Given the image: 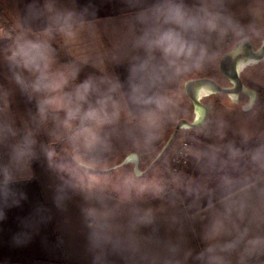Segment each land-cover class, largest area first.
I'll use <instances>...</instances> for the list:
<instances>
[{
	"label": "crops",
	"instance_id": "0c3cea01",
	"mask_svg": "<svg viewBox=\"0 0 264 264\" xmlns=\"http://www.w3.org/2000/svg\"><path fill=\"white\" fill-rule=\"evenodd\" d=\"M148 2L0 0V129H11L0 135V264H200L198 254L214 242L205 235L227 200L244 199L255 207L264 202V167L251 159L254 150L264 147V100L245 107L240 98L217 91L210 82L233 88L235 82L223 69L236 66L246 84L264 90V60L242 62L238 57L240 42L249 41L255 50L264 43V33L256 36L247 31L252 23H264L252 15L257 0H224L225 14L245 28L244 34L229 33L221 41L214 40L216 61L170 86L177 106L150 146L145 147L140 131L122 118L115 132L104 130L110 133V148L95 159L86 156L102 165L114 161L115 166L123 165L130 155H137L138 162L158 159L172 146L177 124L191 123L189 156L168 187L137 197L118 195L96 185V180L83 181L55 167L51 130L58 116L49 112L41 119L39 97L16 83L15 73L32 79V74L8 60L16 39L21 35L44 38L45 30L52 27L54 67L80 69L69 88L89 77L124 80L127 61L123 57L132 39L127 21L141 3ZM69 11L75 14L72 39L56 32L53 22L57 13ZM27 133L36 142L34 156L27 163H16L13 146ZM230 147L237 150L235 156L230 155ZM45 151H51L52 157ZM6 175L8 194L3 195ZM88 208L112 213L115 247L108 245L102 252L92 248ZM145 214H150L151 223L138 222ZM237 223L241 228L249 226L251 234H264V224ZM230 238L222 235L218 240ZM231 259L237 264L236 254ZM248 264H264V255Z\"/></svg>",
	"mask_w": 264,
	"mask_h": 264
},
{
	"label": "clouds",
	"instance_id": "9594fccd",
	"mask_svg": "<svg viewBox=\"0 0 264 264\" xmlns=\"http://www.w3.org/2000/svg\"><path fill=\"white\" fill-rule=\"evenodd\" d=\"M252 15L264 20V0H257ZM53 22L56 32L68 39L75 37L73 12L57 13ZM127 23L132 39L123 57L127 61L124 80L118 76L89 77L69 88L80 69L54 67L55 49L50 43L52 27L45 30L44 38L19 36L8 57L13 67L32 74L30 80L24 79L21 73L14 76L18 85L39 97L37 107L41 119L49 112L63 113L62 119L57 118L58 125L64 130L78 162L82 155L95 159L97 154L107 151L110 133L104 130L115 132L122 118L140 131L143 145L150 146L177 106L170 86L216 61L219 54L212 47L214 40L221 41L229 33L240 37L245 32L238 21L225 14L224 0H196L192 4L186 0H151L141 3ZM247 31L260 36L264 33V23L259 26L252 23ZM6 132L11 129H0V135ZM132 132L129 129L128 134L131 136ZM35 143L31 133H27L13 146L12 160L27 163L34 156ZM229 151L232 156L237 154L231 147ZM45 154L49 158L53 155L51 151ZM128 159L136 161L138 157L130 155ZM209 159L214 157L209 156ZM251 159L258 167H264V147L254 150ZM8 182L6 175L3 195L8 194ZM85 216L91 229L92 248L102 252L108 245L115 247L112 213L88 208ZM245 220L248 225L264 224V202L255 207L244 199L227 200L205 235L206 240L214 242L198 254L200 264H232L233 254L238 256L237 264H248L251 258L264 255V234H251L249 226L241 228L237 221ZM138 222L151 223L150 214L140 217ZM222 235L231 238L220 242L218 238Z\"/></svg>",
	"mask_w": 264,
	"mask_h": 264
},
{
	"label": "rangeland",
	"instance_id": "374dc122",
	"mask_svg": "<svg viewBox=\"0 0 264 264\" xmlns=\"http://www.w3.org/2000/svg\"><path fill=\"white\" fill-rule=\"evenodd\" d=\"M239 78L243 84V91L227 94V96L240 98L245 107L257 105L259 95L256 87L250 83L246 84L245 79L240 74ZM56 116L62 119L63 113H57ZM178 127L177 124L174 142L165 155L152 160L143 158L141 162L127 160L123 165L120 162L115 166L114 161L102 165L92 162L90 158L83 155L78 162L74 158L76 154L72 145L68 142L64 130L59 127L58 122L53 123L51 148L54 153V165L59 171L69 176L78 177L87 182L96 180L98 182L96 185L111 190L118 195L137 197L138 195L156 193L168 187L179 174L181 165L176 164L175 158L180 155L182 143L189 140L191 143L190 148L193 144V131L188 130L186 127L182 129H178Z\"/></svg>",
	"mask_w": 264,
	"mask_h": 264
},
{
	"label": "water",
	"instance_id": "95a60500",
	"mask_svg": "<svg viewBox=\"0 0 264 264\" xmlns=\"http://www.w3.org/2000/svg\"><path fill=\"white\" fill-rule=\"evenodd\" d=\"M240 54L239 58L242 62H248V61H263L264 60V43L262 46L255 50L252 46V44L245 40L240 42L239 44ZM224 73L235 82V86L233 88H224L221 87L216 83V81L211 80V84L216 88L217 91L223 92L226 94H233V93H241L243 91V84L242 81L239 78V73L237 71L236 66L232 69H223Z\"/></svg>",
	"mask_w": 264,
	"mask_h": 264
},
{
	"label": "built area",
	"instance_id": "2783aa9c",
	"mask_svg": "<svg viewBox=\"0 0 264 264\" xmlns=\"http://www.w3.org/2000/svg\"><path fill=\"white\" fill-rule=\"evenodd\" d=\"M178 129H182L183 127H186L188 130L193 128V124L191 123H178ZM190 133V131H188ZM189 136V135H188ZM191 143L189 140H186L182 143V148H181V152H180V155H178L176 158H175V162L178 166L184 164L189 156V150H190V146Z\"/></svg>",
	"mask_w": 264,
	"mask_h": 264
},
{
	"label": "trees",
	"instance_id": "16d2710c",
	"mask_svg": "<svg viewBox=\"0 0 264 264\" xmlns=\"http://www.w3.org/2000/svg\"><path fill=\"white\" fill-rule=\"evenodd\" d=\"M254 87H256V86H254ZM256 89H257V92H258V95H259L258 96V103H261L264 100V90L262 88H259V87H256ZM41 264H56V263H46V262H43ZM67 264H69V263H67Z\"/></svg>",
	"mask_w": 264,
	"mask_h": 264
}]
</instances>
